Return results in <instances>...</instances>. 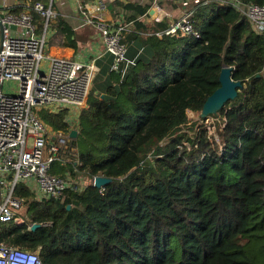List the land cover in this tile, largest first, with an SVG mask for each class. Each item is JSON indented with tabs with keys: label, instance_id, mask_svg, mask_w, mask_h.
I'll return each instance as SVG.
<instances>
[{
	"label": "trees",
	"instance_id": "1",
	"mask_svg": "<svg viewBox=\"0 0 264 264\" xmlns=\"http://www.w3.org/2000/svg\"><path fill=\"white\" fill-rule=\"evenodd\" d=\"M155 26L124 35L134 64L109 72L77 122L68 109L41 115L56 132H78L52 174L111 183L41 202L19 184L24 223H0V242L43 264H264V31L219 2L198 8L199 38L160 37L169 24ZM225 66L243 87L210 135L188 111L201 113Z\"/></svg>",
	"mask_w": 264,
	"mask_h": 264
},
{
	"label": "built area",
	"instance_id": "2",
	"mask_svg": "<svg viewBox=\"0 0 264 264\" xmlns=\"http://www.w3.org/2000/svg\"><path fill=\"white\" fill-rule=\"evenodd\" d=\"M224 2L244 13L256 30L264 31V5H248L241 0ZM155 7L160 9L158 5ZM33 11L45 18L46 27L55 17L54 12L41 3H37ZM195 11H189L166 30L154 34L199 38ZM163 17L159 14L157 20L162 21ZM34 20L31 10L14 13L0 5V223H24V202L15 194L19 184H25L38 202L60 199L67 190L78 192L95 187L96 177H61L51 173L56 161H66L64 150L72 137L50 130L41 113L68 109L72 115L74 112L78 115L88 108L92 80L98 68L94 61L82 63L49 55L46 34H37ZM89 22L101 33L104 53L113 58L110 71L125 75L134 64L127 58L125 26L100 20ZM0 264L43 263L37 252L0 242Z\"/></svg>",
	"mask_w": 264,
	"mask_h": 264
},
{
	"label": "crops",
	"instance_id": "3",
	"mask_svg": "<svg viewBox=\"0 0 264 264\" xmlns=\"http://www.w3.org/2000/svg\"><path fill=\"white\" fill-rule=\"evenodd\" d=\"M212 2L225 3L224 0H47L45 8L55 14L48 26L39 13L33 12V15L37 34H46L49 55L82 63L94 61L99 75L105 71L109 74L113 58L104 53L101 33L90 20L123 25L125 36L129 33L152 35L156 23L165 21L170 26L189 11L197 12L198 8L209 7ZM0 5L15 12L33 11L28 0H0ZM156 5L159 10L154 9ZM140 7H147L146 12L140 13ZM159 14L164 16L162 21L157 20ZM99 54L103 55L98 57Z\"/></svg>",
	"mask_w": 264,
	"mask_h": 264
},
{
	"label": "water",
	"instance_id": "4",
	"mask_svg": "<svg viewBox=\"0 0 264 264\" xmlns=\"http://www.w3.org/2000/svg\"><path fill=\"white\" fill-rule=\"evenodd\" d=\"M232 67L225 66L220 73V87L215 90V92L210 95L202 110L201 117L202 119H206L211 115H216L222 110L225 104L231 100H235L238 96L240 89L243 87L242 82L235 81L232 78ZM104 97V96H102ZM77 130H72L70 133V137H77ZM111 179L107 177L97 176L95 179V187L103 188L106 184L111 183ZM39 224L32 225V229L38 228Z\"/></svg>",
	"mask_w": 264,
	"mask_h": 264
},
{
	"label": "rangeland",
	"instance_id": "5",
	"mask_svg": "<svg viewBox=\"0 0 264 264\" xmlns=\"http://www.w3.org/2000/svg\"><path fill=\"white\" fill-rule=\"evenodd\" d=\"M127 58H129L128 54H127ZM134 59H136V58H134ZM107 75H108V72L105 71L99 75L96 74L94 76V78L92 80V92L93 93H98V92L104 90L105 85L108 84ZM43 112H45V111H43ZM43 112L41 113V115L43 114ZM188 117H189V120L191 122H197L198 123L197 128L202 126L206 129H208V134H210V135H212L217 130V128H219L223 125V123H222L223 118L219 114L212 115V116L208 117L207 119H205V121H204V120L200 119V117H201L200 113L193 112V111L189 110L188 111ZM78 118H79V114L77 115L74 112L73 115L71 116L70 122L73 124V123L77 122ZM49 129L54 131L53 128H51V127H49ZM195 132H197V131L194 130L193 132H191V136H194ZM64 163H65L64 160L56 161L53 164L52 168L58 169L60 166H62L61 164H64Z\"/></svg>",
	"mask_w": 264,
	"mask_h": 264
}]
</instances>
